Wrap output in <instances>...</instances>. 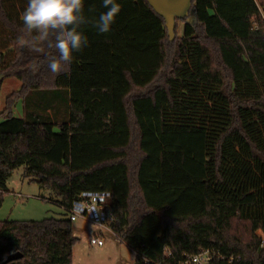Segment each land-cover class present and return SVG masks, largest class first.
Instances as JSON below:
<instances>
[{
	"label": "trees",
	"instance_id": "1",
	"mask_svg": "<svg viewBox=\"0 0 264 264\" xmlns=\"http://www.w3.org/2000/svg\"><path fill=\"white\" fill-rule=\"evenodd\" d=\"M116 2L110 32L82 25L88 43L57 75L17 43L28 0H0V73L21 82L0 112V208L19 167L61 208L0 220V264H72L69 210L98 193L139 264H182L203 249L218 254L210 264H264V0H193L174 40L147 0ZM106 10L84 0L90 21ZM59 90L67 119L12 114L31 92Z\"/></svg>",
	"mask_w": 264,
	"mask_h": 264
},
{
	"label": "rangeland",
	"instance_id": "2",
	"mask_svg": "<svg viewBox=\"0 0 264 264\" xmlns=\"http://www.w3.org/2000/svg\"><path fill=\"white\" fill-rule=\"evenodd\" d=\"M183 22H179L178 38L183 35ZM0 88V112L7 109L9 95L16 96L21 82L15 77L4 78ZM68 94L64 91L31 92L26 100L16 102L12 108L15 117L25 118L36 113L40 121H63L67 119ZM48 109V111H47ZM49 113V114H48ZM51 116V118H49ZM52 119V120H49ZM28 120H34L28 118ZM24 167L15 169L7 181V189L0 208V220H41L49 217H61V208L54 203L57 197L52 190L40 188L30 177L24 175ZM21 195L18 199L17 196ZM79 241L73 246L72 264H135L136 254L125 242H119L115 236L103 229L104 245H92L89 236L100 230L80 217L73 222Z\"/></svg>",
	"mask_w": 264,
	"mask_h": 264
},
{
	"label": "clouds",
	"instance_id": "3",
	"mask_svg": "<svg viewBox=\"0 0 264 264\" xmlns=\"http://www.w3.org/2000/svg\"><path fill=\"white\" fill-rule=\"evenodd\" d=\"M102 6L107 10L90 21L84 15V0H28L21 14L23 29L17 43L45 55L51 73L68 72L73 53L82 51L88 43L81 26L92 23L100 34L108 33L121 11L116 0H102ZM36 67L33 65V70Z\"/></svg>",
	"mask_w": 264,
	"mask_h": 264
},
{
	"label": "built area",
	"instance_id": "4",
	"mask_svg": "<svg viewBox=\"0 0 264 264\" xmlns=\"http://www.w3.org/2000/svg\"><path fill=\"white\" fill-rule=\"evenodd\" d=\"M260 14L264 19V9L260 8ZM108 194H81L73 203V206L69 210L70 220L75 222L78 218L82 217L86 222L90 221V225L100 230L98 234L89 236V242L92 245L102 246L104 245V238L102 237V230L105 229L111 232L117 241L123 242V240L115 234L109 227L111 221L110 212L106 208V198ZM21 195L18 194L19 199ZM75 235V234H74ZM76 236V235H75ZM77 237V236H76ZM264 245V235L262 238V246ZM169 252L168 249H166ZM218 255L215 251L209 249H203L194 256H184L182 264H210L212 258ZM222 257L221 255H219ZM234 257L229 258V262H233Z\"/></svg>",
	"mask_w": 264,
	"mask_h": 264
},
{
	"label": "water",
	"instance_id": "5",
	"mask_svg": "<svg viewBox=\"0 0 264 264\" xmlns=\"http://www.w3.org/2000/svg\"><path fill=\"white\" fill-rule=\"evenodd\" d=\"M153 7L158 15H160L164 21L168 30L170 40H174L176 37L177 21L186 19L188 22H192L194 19V8L192 6L193 0H147ZM5 78L3 73H0V83ZM22 258V254L19 252L10 254L6 262H11ZM139 264V263H135Z\"/></svg>",
	"mask_w": 264,
	"mask_h": 264
},
{
	"label": "crops",
	"instance_id": "6",
	"mask_svg": "<svg viewBox=\"0 0 264 264\" xmlns=\"http://www.w3.org/2000/svg\"><path fill=\"white\" fill-rule=\"evenodd\" d=\"M74 234H75V235H80L79 233H77V232H75V231H74Z\"/></svg>",
	"mask_w": 264,
	"mask_h": 264
}]
</instances>
